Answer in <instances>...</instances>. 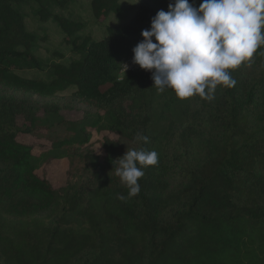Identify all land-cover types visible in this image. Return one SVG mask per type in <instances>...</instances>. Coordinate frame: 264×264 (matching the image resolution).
I'll return each instance as SVG.
<instances>
[{
	"label": "trees",
	"instance_id": "16d2710c",
	"mask_svg": "<svg viewBox=\"0 0 264 264\" xmlns=\"http://www.w3.org/2000/svg\"><path fill=\"white\" fill-rule=\"evenodd\" d=\"M91 1L97 24L125 14L121 0ZM135 1L128 21L94 40L82 35L83 21L50 11L70 0H0V264H264V46L212 101L160 93L143 69L120 80V62L174 3ZM30 4L41 21L58 23L79 59L37 55L41 39L21 11ZM67 92L90 108L80 121L32 100ZM102 132L118 139L105 137L97 152ZM137 133L149 143L135 142ZM141 147L156 151L158 164L128 198L115 160ZM64 159L66 185L55 189L38 172Z\"/></svg>",
	"mask_w": 264,
	"mask_h": 264
},
{
	"label": "clouds",
	"instance_id": "9594fccd",
	"mask_svg": "<svg viewBox=\"0 0 264 264\" xmlns=\"http://www.w3.org/2000/svg\"><path fill=\"white\" fill-rule=\"evenodd\" d=\"M168 7L152 18L150 30L142 31L133 63L152 72L160 93L173 90L180 100L199 96L212 101L218 86L234 88L231 72L264 46V0H203L199 7L174 0ZM135 142L147 144L149 139L137 133ZM115 161L114 172L132 198L140 192L144 169L158 164V153L127 148Z\"/></svg>",
	"mask_w": 264,
	"mask_h": 264
},
{
	"label": "rangeland",
	"instance_id": "374dc122",
	"mask_svg": "<svg viewBox=\"0 0 264 264\" xmlns=\"http://www.w3.org/2000/svg\"><path fill=\"white\" fill-rule=\"evenodd\" d=\"M91 0H70V4L65 8L53 6L50 11L55 15H62L72 20H80L86 23L87 27L83 31L82 35L90 37L94 40H99L103 37L105 27L115 25L120 22H126L133 15L138 3L135 0H121V3L125 9V14L122 17L113 16L110 18L106 25L97 24L92 17ZM38 6L36 4L24 5L21 7V11L25 16V22L27 29L30 33H34L40 37V41L36 48L37 55L44 61L63 57V62L68 64L73 60L79 59V55L73 52V47L65 41V36L58 25L53 19L49 21H41L36 15ZM155 42V40H154ZM27 76H39L40 73L29 72L25 73ZM8 95H18L20 98H28L22 94H14L10 91ZM32 100L38 101L43 104L56 103L63 109V115L70 120L80 121L84 118L85 112L90 111V108L78 101L74 100L71 92H67L59 97L53 99H38L32 97ZM105 137L117 140V136L108 132L96 133L92 141V148L99 152L100 143ZM20 141L33 144L35 146V153H41L44 148L41 142L35 140L27 135H21ZM70 168L68 160H54L49 164L44 165L38 172V174L47 179L55 189L62 188L66 185L67 173Z\"/></svg>",
	"mask_w": 264,
	"mask_h": 264
},
{
	"label": "built area",
	"instance_id": "2783aa9c",
	"mask_svg": "<svg viewBox=\"0 0 264 264\" xmlns=\"http://www.w3.org/2000/svg\"><path fill=\"white\" fill-rule=\"evenodd\" d=\"M133 57H134V54L127 57V58H124L120 62V73H119V79L120 80H122L128 74H132V73H135V72H138L139 70H141V68L138 65L133 63ZM124 65L128 66L127 70H126Z\"/></svg>",
	"mask_w": 264,
	"mask_h": 264
}]
</instances>
